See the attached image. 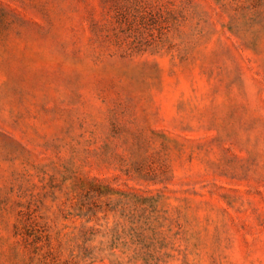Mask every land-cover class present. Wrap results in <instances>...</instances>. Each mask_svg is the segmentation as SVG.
Here are the masks:
<instances>
[{"label":"rangeland","instance_id":"1","mask_svg":"<svg viewBox=\"0 0 264 264\" xmlns=\"http://www.w3.org/2000/svg\"><path fill=\"white\" fill-rule=\"evenodd\" d=\"M0 264H264V0H0Z\"/></svg>","mask_w":264,"mask_h":264}]
</instances>
